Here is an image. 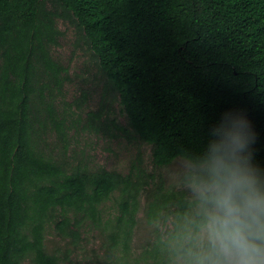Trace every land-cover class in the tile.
<instances>
[{
  "label": "trees",
  "instance_id": "16d2710c",
  "mask_svg": "<svg viewBox=\"0 0 264 264\" xmlns=\"http://www.w3.org/2000/svg\"><path fill=\"white\" fill-rule=\"evenodd\" d=\"M59 18L75 27L115 95L109 103L126 115L123 125L102 104L94 129L134 134L163 167L200 152L222 114L239 110L264 168V0H0V264H63L70 251H50L47 228L76 249L87 223L103 236L97 264H158L152 240L136 255L131 245L147 179L68 169L42 150L47 121L64 134L53 106L68 71L51 50ZM117 191V214L105 219L102 204ZM183 195L157 183L146 196L148 224Z\"/></svg>",
  "mask_w": 264,
  "mask_h": 264
},
{
  "label": "clouds",
  "instance_id": "9594fccd",
  "mask_svg": "<svg viewBox=\"0 0 264 264\" xmlns=\"http://www.w3.org/2000/svg\"><path fill=\"white\" fill-rule=\"evenodd\" d=\"M243 111L227 110L198 153L179 154L170 178L179 203L150 220L158 264H264V168Z\"/></svg>",
  "mask_w": 264,
  "mask_h": 264
},
{
  "label": "rangeland",
  "instance_id": "374dc122",
  "mask_svg": "<svg viewBox=\"0 0 264 264\" xmlns=\"http://www.w3.org/2000/svg\"><path fill=\"white\" fill-rule=\"evenodd\" d=\"M57 26L62 35L58 43L52 46V55L68 71L64 88L60 92H55L53 106L56 120L63 122L64 134L58 132L57 126L51 120L47 121L41 131L42 150L56 161L65 160L68 169L82 165L95 171L103 167L118 170L126 175L132 172L134 177L140 176L143 180L149 181L146 191H142L141 194L140 209L136 216L137 224L131 243L133 254H139L146 243L152 240L150 224L145 215L146 196L152 193L157 183L163 182L165 191L178 192L180 189L170 178L171 164L163 167L154 166L150 144L140 141L134 134L124 135L117 130L112 133L94 129L93 126L96 127L100 122L94 120L90 123V116L93 112L98 113L102 104L103 109L110 105L123 125L127 124L126 115L118 100L114 101L113 105L109 103L115 95L112 91L109 93L104 91L106 78L95 60L86 52V47L77 46L75 27L60 18L57 20ZM88 76L89 80L85 81ZM118 196L119 191L114 192L103 202L105 219L117 214ZM102 239L101 231L89 223L84 226L82 245L76 249L69 241L58 236L54 226H49L46 231V245L50 251L56 250L61 254L66 250L70 251L63 264H97L95 258L102 259L100 249ZM26 263L32 264L29 259Z\"/></svg>",
  "mask_w": 264,
  "mask_h": 264
}]
</instances>
